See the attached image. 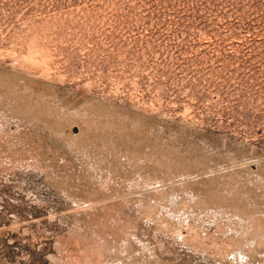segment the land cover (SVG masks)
I'll return each instance as SVG.
<instances>
[{
	"label": "rangeland",
	"instance_id": "374dc122",
	"mask_svg": "<svg viewBox=\"0 0 264 264\" xmlns=\"http://www.w3.org/2000/svg\"><path fill=\"white\" fill-rule=\"evenodd\" d=\"M0 264H264V0H0Z\"/></svg>",
	"mask_w": 264,
	"mask_h": 264
}]
</instances>
